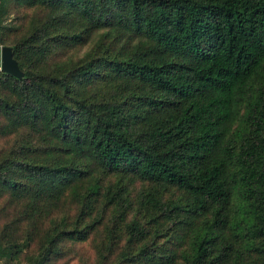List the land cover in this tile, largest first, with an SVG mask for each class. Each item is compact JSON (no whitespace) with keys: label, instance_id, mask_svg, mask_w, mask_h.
I'll return each mask as SVG.
<instances>
[{"label":"trees","instance_id":"obj_1","mask_svg":"<svg viewBox=\"0 0 264 264\" xmlns=\"http://www.w3.org/2000/svg\"><path fill=\"white\" fill-rule=\"evenodd\" d=\"M9 9L0 263L264 264V0Z\"/></svg>","mask_w":264,"mask_h":264},{"label":"water","instance_id":"obj_2","mask_svg":"<svg viewBox=\"0 0 264 264\" xmlns=\"http://www.w3.org/2000/svg\"><path fill=\"white\" fill-rule=\"evenodd\" d=\"M1 67L2 72L9 74L15 78L22 79L24 73L19 67L18 62L14 58V51L12 47L3 46L1 50Z\"/></svg>","mask_w":264,"mask_h":264},{"label":"rangeland","instance_id":"obj_3","mask_svg":"<svg viewBox=\"0 0 264 264\" xmlns=\"http://www.w3.org/2000/svg\"><path fill=\"white\" fill-rule=\"evenodd\" d=\"M13 7H11L10 9H12ZM10 9L6 12V14H4L3 16L0 15V21H1V25L8 30L10 29H16L17 27V18L14 12L10 11ZM10 44V43H8ZM8 44L3 45L2 43H0V45L3 46H9ZM1 264V263H0Z\"/></svg>","mask_w":264,"mask_h":264},{"label":"built area","instance_id":"obj_4","mask_svg":"<svg viewBox=\"0 0 264 264\" xmlns=\"http://www.w3.org/2000/svg\"><path fill=\"white\" fill-rule=\"evenodd\" d=\"M1 50H2V46L0 45V71H2V67H1Z\"/></svg>","mask_w":264,"mask_h":264}]
</instances>
